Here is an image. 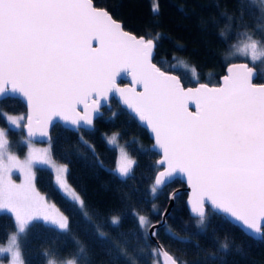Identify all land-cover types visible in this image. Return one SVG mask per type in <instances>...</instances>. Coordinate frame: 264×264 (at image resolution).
<instances>
[{"label":"snow or ice","instance_id":"obj_1","mask_svg":"<svg viewBox=\"0 0 264 264\" xmlns=\"http://www.w3.org/2000/svg\"><path fill=\"white\" fill-rule=\"evenodd\" d=\"M243 7L240 0L242 26ZM152 11H159L158 3ZM243 35L246 39L236 51L252 66L233 63L217 86L185 88L177 75L153 62L156 40L126 31L93 0H0V101L17 94L28 107L26 116L8 117L10 125L26 129L24 159L10 150L7 134L0 129V213L10 214L16 227L6 245H0V254H9L10 264H25L19 237L34 222L62 233L70 230L68 216L37 190V167L52 170L54 187L69 204L83 210L85 201L68 182V166L53 160L50 146L37 148L34 138L48 137L49 125L57 118L76 130L90 128L112 93L151 131L160 151L157 164L162 170L152 194L182 175L192 190L188 203L199 225L206 223L208 205L246 232L264 236V83H253L256 61L264 60V35ZM121 75L131 77L133 86L118 87ZM117 140L113 134L107 143L115 146ZM134 165L119 148L115 174L126 180ZM14 173H19L20 183ZM134 218L138 239L157 235L148 217L135 213ZM120 224V216L112 215L110 226L118 230ZM95 231L98 246L111 250L113 264H120L121 256L136 264L137 258L129 256L136 249L129 248L127 239H106L100 224ZM78 244L71 258L48 259L47 264H80L86 248ZM221 248L227 251L229 246L224 243ZM151 254H162L166 264H185L159 245Z\"/></svg>","mask_w":264,"mask_h":264},{"label":"trees","instance_id":"obj_2","mask_svg":"<svg viewBox=\"0 0 264 264\" xmlns=\"http://www.w3.org/2000/svg\"><path fill=\"white\" fill-rule=\"evenodd\" d=\"M93 3L107 10L126 31L156 40L153 62L177 75L183 86L197 82L217 84L229 63H248L230 57V51L246 39L243 33L254 38L264 35L261 0H243L244 26L240 24V0H93ZM156 3L159 11L154 13ZM261 82L264 76L256 71L253 83ZM109 104L94 119L91 129L73 131L58 123L51 126V156L55 162L68 166V182L81 194L85 208L69 204L54 187L50 170L38 166L36 188L68 216L70 230L62 233L50 225L34 222L19 237L25 264L67 260L78 251V242L86 248V255L78 258L80 264H113L111 250L98 246L95 231L98 224L103 225L106 239H127L129 248L136 249L129 254L137 258L136 264H159L158 256L151 254L154 243L137 238L139 229L134 214L145 215L151 223L158 221L169 192L183 184L173 179L152 194L153 177L159 169L158 154L149 148L151 140L136 120L113 98ZM24 112V104L18 98L5 96L0 101V127L5 128L9 148L18 155L24 153V134L21 128L8 127L4 114L24 115ZM109 134H117L118 141L135 161L126 180L112 170L116 151L103 137ZM89 145L95 149V155ZM185 196V190L174 194L164 223L156 230L157 241L168 253L185 264H264V236L254 239L208 208L206 223L199 225L185 208ZM112 215L121 218L118 230L110 226ZM13 231L11 215L0 213V243ZM224 243L229 246L227 251L221 248ZM45 252L47 257L43 255ZM128 260L129 257L121 256L120 264H128Z\"/></svg>","mask_w":264,"mask_h":264},{"label":"water","instance_id":"obj_3","mask_svg":"<svg viewBox=\"0 0 264 264\" xmlns=\"http://www.w3.org/2000/svg\"><path fill=\"white\" fill-rule=\"evenodd\" d=\"M98 8H101V7H98ZM102 9H104V8H102ZM116 21H117V20H116ZM117 22H119V21H117ZM119 23H120V22H119ZM130 33H131V32H130ZM131 34H132V33H131ZM133 35H134V34H133ZM137 37H140V36H137ZM234 63L239 64V63H246V62H244V61H240V62H234ZM231 64H233V63H229V64L226 66L225 71H224V73L219 77V79H218V83H217V84H208V85H209V86H217L218 84H220V83L222 82V78H223V76L227 75V69H228V67H229ZM161 70H162V69H161ZM162 71H164V70H162ZM165 72H167V73H169V74H172L171 72H168V71H165ZM173 75H174V74H173ZM119 81H122V82H119ZM262 83H264V82H261V83H255V84L259 85V84H262ZM200 84H206V83H204V82H197V83H195V84H193V85H187V86H184V87H185V88H196V87H198ZM117 85H118V87H120V88H128V87H132L133 85H132V82H131V77H125V76H123V75H121L120 77H117ZM7 96H11V97L18 98V99L24 104V108H25L24 116H26L27 113H28V107H27V103H26V101L24 100V98L21 97V96H19V95H17V94H11V93H9ZM110 98H113V99L117 102V104H118L121 108H123L128 114H130V115L136 120V122H137V123H138V124H139V125L145 130V131H146L148 137H149L150 140H151V144L149 145V148L158 154V157H157V159H156V165L159 166V165L157 164V161L161 158V154H160V151L155 147V140H154V137H153L151 131H150V130H149L144 124H142L141 122H139V120H138V118L135 116V114L132 113L131 110H129V109H128V108L122 103V101H121V99H120V97H119V95H118L117 93H112V94L109 95L108 100H106V101L103 102V104H102V106H101V108H100V111H99L98 114L95 115V118H96L98 115L101 114V112H102V108H103V107H105V108H109V99H110ZM189 108H190V110H192V111L195 110V106L192 105V104L189 105ZM95 118H94V119H95ZM55 123H58V124H60L62 127H65V128H67V129H71V130H73V131H76V129H74L72 126L65 124L62 120H60V119L57 118V119H54V120L52 121L51 125H49L48 132H49L51 126H52L53 124H55ZM81 128H82V129H91L92 126H91L90 128H87V127H81ZM21 129H22V132H23L24 136H26V129H24L23 127H21ZM34 141H35V142H46V141H49V136H48V137H40V136H36V137L34 138ZM161 170H162V168H161V166H159V169L157 170V172L155 173V175H154V177H153L152 185L154 184V180H155L156 175H157L158 172L161 171ZM173 179H178V180L183 184V186L176 187V188H174L173 190H171V192H169V194H168V199H167V202H166V205H165V207L163 208L162 212L160 213V218H159V220L156 221V222L151 223V225H150V227L152 228V230H157V227H158V226H161V225L164 223L165 216L167 215V213L169 212L170 207H171L172 204H173V196H174V194H176L179 190H185V192H186V196H185V200H184V202H185V208H186L188 214H189L190 216H193V214L191 213V210H190V205H189V203H188L189 198L191 197L192 190H191V188L188 186V183H187L186 178H185L184 176H182V175H175V176H173L170 180H168L165 184L169 183V182L172 181ZM165 184H164V185H165ZM161 187H162V186H161ZM206 208H208L209 210H211L210 206H208V205H206ZM211 211H213V210H211ZM213 212H215V211H213ZM215 213H217V212H215ZM218 214L222 215V216H223L225 219H227L229 222H231L232 224H234L235 226H237V227H238L243 233H245L246 235H248V236H250V237H252V238H254V239H258V238L260 237V236H257L256 234L251 233V232H246V231H245L244 229H242L239 225L235 224V223H234L229 217L224 216V215L221 214V213H218ZM193 217H194V216H193ZM147 231H148V229H146V233H147ZM150 240L154 243L155 248H156L158 245L161 246L160 243L157 241L156 237H152V238H150ZM161 248H162V251H166L162 246H161ZM157 256H158L159 264H166V258H165L162 254H158Z\"/></svg>","mask_w":264,"mask_h":264},{"label":"rangeland","instance_id":"obj_4","mask_svg":"<svg viewBox=\"0 0 264 264\" xmlns=\"http://www.w3.org/2000/svg\"><path fill=\"white\" fill-rule=\"evenodd\" d=\"M261 2H262V0H261ZM263 4V6H264V3H262ZM241 43V42H240ZM240 43L239 44H237V46H239L240 45ZM237 46H235L231 51H230V57H238L239 59H242V60H245V61H247L250 65H252V62H251V60L248 58V57H246V56H243V55H241L239 52H237L236 51V47ZM255 68H256V71H258V73L261 75V76H264V60H258V61H256V64H255ZM9 116H13V117H15V116H24V115H20V114H10V113H5L4 114V117H5V120H6V123H7V126L8 127H11V128H15V126L14 125H10L9 124V121H8V117ZM0 129H3L4 131H5V128L4 127H0ZM113 134H109V135H103V137H104V139H105V141L107 142V139L109 138V137H111ZM26 136H24V137H22V143H23V145H24V153L22 154V155H18L14 150H12V149H10L14 154H16L17 156H19V158L20 159H24L25 158V156L27 155V151H28V149H27V147L25 146V144H24V138H25ZM34 143H35V146L37 147V148H47V147H49V141H46V142H35L34 141ZM112 146V145H111ZM114 148H115V151H116V157H115V163H114V166L112 167V170L115 172V168H116V166H117V163H118V161H119V148H123V145L117 140V145H115V146H113ZM128 154V153H127ZM129 155V154H128ZM130 156V155H129ZM131 157V156H130ZM132 158V157H131ZM57 163V162H56ZM57 164H62V163H57ZM46 167V166H45ZM48 168V167H47ZM49 170H50V172H51V174H52V179H53V182H54V176H53V173H52V170L50 169V168H48ZM13 179L17 182V183H20L21 182V177H20V175H19V173H14L13 174ZM51 202V201H50ZM52 203V202H51ZM13 221H14V219H13ZM16 231V227H15V222H14V231L12 232V233H14ZM12 233H10V235L12 234ZM10 235L7 237V239L3 242V243H0V245H6V243H7V240H8V238L10 237ZM10 261H11V257H10V255L9 254H7V253H5V254H0V264H10Z\"/></svg>","mask_w":264,"mask_h":264},{"label":"flooded vegetation","instance_id":"obj_5","mask_svg":"<svg viewBox=\"0 0 264 264\" xmlns=\"http://www.w3.org/2000/svg\"><path fill=\"white\" fill-rule=\"evenodd\" d=\"M110 99H111V98H110ZM110 99H109V100H110ZM109 106H110V104H109Z\"/></svg>","mask_w":264,"mask_h":264}]
</instances>
